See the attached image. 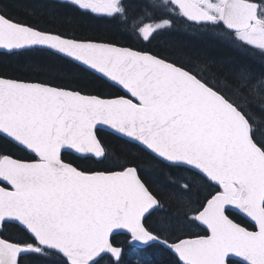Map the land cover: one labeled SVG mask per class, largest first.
Segmentation results:
<instances>
[{
    "label": "snow or ice",
    "instance_id": "6c2138e0",
    "mask_svg": "<svg viewBox=\"0 0 264 264\" xmlns=\"http://www.w3.org/2000/svg\"><path fill=\"white\" fill-rule=\"evenodd\" d=\"M100 20L264 62V0H0V57L28 68H0V264H264V72L78 31Z\"/></svg>",
    "mask_w": 264,
    "mask_h": 264
},
{
    "label": "trees",
    "instance_id": "16d2710c",
    "mask_svg": "<svg viewBox=\"0 0 264 264\" xmlns=\"http://www.w3.org/2000/svg\"><path fill=\"white\" fill-rule=\"evenodd\" d=\"M29 2H31V0H29ZM127 2L134 8L138 0H127ZM12 14L19 18H24L25 16L23 8L20 7L13 8ZM183 25V22H177L170 33L158 37L156 40H153L150 45H143L137 42L135 38L130 37V34H128L123 28L118 27L115 23H108L103 20L82 24L78 31L85 35L94 36L105 42L115 43L120 46L143 48L152 52L205 51L214 59L222 61L225 64L245 60L252 65L253 70L258 74L264 72V62H261L259 58H247L239 50L225 43L218 35V30H195L190 32L185 30ZM133 42H137L140 46ZM0 68H7L9 71H28L26 64L16 63L3 57H0ZM67 78L84 86L86 91L99 92L105 96L112 95L116 91L115 89L101 85L98 81L86 78L82 74L72 75ZM101 139L106 145L115 146L117 144L115 138L105 130L101 133ZM78 163L84 167H101V165L94 164L91 161H78ZM204 192L205 189L201 188L199 190V195L202 196ZM196 198L197 192L194 190L193 199L195 200ZM152 219L153 218H150L148 222L150 223ZM123 240L124 237H117L114 238V243L119 245L122 244ZM127 259L128 256L126 255L125 261H127Z\"/></svg>",
    "mask_w": 264,
    "mask_h": 264
},
{
    "label": "rangeland",
    "instance_id": "374dc122",
    "mask_svg": "<svg viewBox=\"0 0 264 264\" xmlns=\"http://www.w3.org/2000/svg\"><path fill=\"white\" fill-rule=\"evenodd\" d=\"M183 27H184V29H186V30H188V31H190V32L195 31L194 28H189V27L186 26V25H184ZM204 31H205V30H204Z\"/></svg>",
    "mask_w": 264,
    "mask_h": 264
},
{
    "label": "flooded vegetation",
    "instance_id": "af4514ba",
    "mask_svg": "<svg viewBox=\"0 0 264 264\" xmlns=\"http://www.w3.org/2000/svg\"><path fill=\"white\" fill-rule=\"evenodd\" d=\"M185 25V24H184ZM183 25V26H184ZM187 26V25H186ZM189 27V26H188ZM189 28H194V27H189ZM186 30V29H185ZM194 30H202V29H196V28H194ZM156 40V39H155ZM134 44H136V45H138V46H140L137 42H133Z\"/></svg>",
    "mask_w": 264,
    "mask_h": 264
},
{
    "label": "water",
    "instance_id": "95a60500",
    "mask_svg": "<svg viewBox=\"0 0 264 264\" xmlns=\"http://www.w3.org/2000/svg\"><path fill=\"white\" fill-rule=\"evenodd\" d=\"M119 46H120V45H119ZM104 130L109 132V130H107V129H104Z\"/></svg>",
    "mask_w": 264,
    "mask_h": 264
}]
</instances>
